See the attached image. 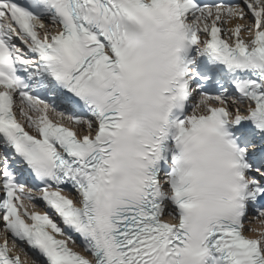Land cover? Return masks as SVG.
Masks as SVG:
<instances>
[{"label":"snow or ice","instance_id":"obj_1","mask_svg":"<svg viewBox=\"0 0 264 264\" xmlns=\"http://www.w3.org/2000/svg\"><path fill=\"white\" fill-rule=\"evenodd\" d=\"M0 264H264V0H0Z\"/></svg>","mask_w":264,"mask_h":264},{"label":"bare ground","instance_id":"obj_2","mask_svg":"<svg viewBox=\"0 0 264 264\" xmlns=\"http://www.w3.org/2000/svg\"><path fill=\"white\" fill-rule=\"evenodd\" d=\"M253 226L259 227V225H258V224H255V223H254V225H253Z\"/></svg>","mask_w":264,"mask_h":264}]
</instances>
